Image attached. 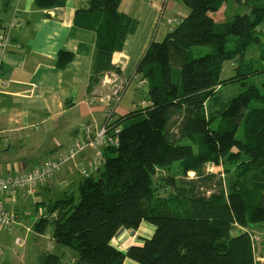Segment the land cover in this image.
<instances>
[{
	"label": "trees",
	"instance_id": "trees-1",
	"mask_svg": "<svg viewBox=\"0 0 264 264\" xmlns=\"http://www.w3.org/2000/svg\"><path fill=\"white\" fill-rule=\"evenodd\" d=\"M11 1L0 0L1 11L9 9ZM34 1L41 8L66 3ZM179 1L188 12L174 24L167 22L165 36L149 42L135 67V75L149 84L148 102L97 124L119 126L118 144L104 147L96 160L104 159L96 179L86 167L89 173L83 172L77 202L74 194L63 192L52 200L35 201L32 213L24 215L0 200L16 215L12 228L19 225L22 230V222L31 223L36 264H123L126 259L138 264H263L255 256L248 229L264 224V79L259 85L248 81L264 75V67L239 69L236 80L244 88L229 97L221 92V70L224 61L235 57L244 65L247 49L258 42L264 0ZM226 1L246 8L217 18L214 12ZM120 2L88 0L86 8L75 11L73 25L94 35L92 48H77L91 56L89 90L104 72H120L112 56L137 27V19L122 12ZM199 45L210 48L193 55L192 48ZM77 51L59 50L58 67ZM207 131L214 135L216 157L205 143ZM198 144L204 152L195 151ZM52 158L39 159L32 169ZM230 158H240L232 186L220 172L185 176L189 170L199 171L204 162L229 163ZM175 162L183 173L177 181L171 174H159L160 168ZM157 183L166 187L163 194ZM126 214L154 225L156 231L144 246L110 251L109 241ZM47 228L51 249L42 244Z\"/></svg>",
	"mask_w": 264,
	"mask_h": 264
},
{
	"label": "crops",
	"instance_id": "crops-1",
	"mask_svg": "<svg viewBox=\"0 0 264 264\" xmlns=\"http://www.w3.org/2000/svg\"><path fill=\"white\" fill-rule=\"evenodd\" d=\"M179 2L121 0L120 10L135 17L138 24L135 31L126 37L122 49L112 56V62L120 72H104L100 78V92L94 95L88 89L92 75L91 56L77 51L80 44L92 48L94 35L73 25L75 11L86 8L88 0H66L63 7L51 8L38 7L34 0L11 1L9 9L1 13V23L9 31V42L0 68V156L14 160L17 168L13 166L10 173L32 169L41 159L66 153L72 142L81 138L83 124H100L109 115V119L114 121L138 108V101L142 106L148 102L139 98L140 88L146 80L135 75V67L149 42L152 39L160 41L165 36L168 18L182 14ZM161 20L166 24H159ZM61 49L77 51L62 68L57 65ZM114 85L122 86L118 102L104 100L102 97ZM91 97H94L93 101ZM4 151L9 155H4ZM39 154L40 160L37 159ZM103 164L102 160L91 158L89 149L84 150L77 157L68 159L61 170L35 192L18 193L15 198L19 196L23 202L32 195L35 201L52 200L50 185L56 178L61 177L62 181L57 184L61 187L71 181L76 172L85 177L84 168H89L93 174L100 172ZM0 173L6 172L0 170ZM0 200L5 206L3 198ZM9 207L16 206L10 203ZM133 218L135 216H128L123 220ZM119 223L108 244L110 251H113L109 248L112 240H115V250L125 251L130 245L144 246L156 231V227L149 223L151 232L148 235L137 234L135 239L127 233L119 234ZM15 228L16 232L20 231L19 225ZM255 229L249 227L248 230ZM123 264L138 263L126 259Z\"/></svg>",
	"mask_w": 264,
	"mask_h": 264
},
{
	"label": "rangeland",
	"instance_id": "rangeland-1",
	"mask_svg": "<svg viewBox=\"0 0 264 264\" xmlns=\"http://www.w3.org/2000/svg\"><path fill=\"white\" fill-rule=\"evenodd\" d=\"M179 3L182 7V14H175L176 17L174 18L183 17L188 12L187 7L184 6L181 2ZM238 6L241 9L236 7L232 2L226 1L218 11L214 12V14L216 15L217 18H223L225 15L231 13L233 10L242 11L246 8V6L243 4L242 5L238 4ZM163 23L166 24V22H164L163 20L159 22V24H163ZM157 28L159 29V27ZM157 28H156V31H157ZM258 28H259L258 42L253 43L247 49L246 58L244 59V65H239L236 57L234 59L224 61L222 64L221 92L224 97H229L232 94H236L243 90L244 87L242 86V84L236 80V74H237V71H239V69L241 70L243 69V67H248L249 69L264 67V20L259 25ZM209 48H210L209 45L194 46L192 48V53L193 55L204 54L205 52H207ZM263 79H264V75L258 74V75L252 76L248 82L259 85ZM100 82L95 87L100 88ZM143 83H144L143 86L140 88L142 90V93H139V98L140 100L142 99L147 100L149 84L147 81H144ZM90 92L93 94L94 88H91ZM93 99L94 98L91 97L92 101ZM116 101L118 102V100ZM137 106L138 108L143 107L140 101H138ZM93 124L95 126L96 123L94 122ZM213 136L214 135L211 131H207L205 143L208 146L213 157H216L217 146H216ZM195 151L197 153L204 152L202 145L201 144L196 145ZM0 153H2L1 149H0ZM3 154L6 156L9 155L7 151H4ZM39 158H40V154L37 157V159ZM239 159L232 160L230 158L229 163L225 162L224 159H219L218 164H214L212 161H207V162L202 163L201 166H199L200 168L199 171L189 170L187 171L185 176L189 178H193V177H196L199 174V172H202V173L220 172L221 177L224 180V183H228L230 184V186H232L234 184L233 182L234 176H236L234 175L235 171L240 164ZM244 159H247V158L244 157ZM103 162H104V159H103ZM13 166L16 167V165L14 164V160L5 159L2 155L0 156V170H3V172H9V171L12 172ZM159 174H161V176L166 175V174H171L175 177L176 181L183 175L177 162H175L173 166L169 168H160ZM74 175L75 176L70 179L71 181H69L67 184L61 187L57 186V184L61 180V177L56 178V180L50 185L51 190H52L51 196L53 198L56 196L60 197L63 195L62 191H65L67 194L68 193L74 194L76 198V202H77L79 198L78 182L82 181L83 177L77 172ZM97 175H98V172L95 171L92 174V178L96 179L98 177ZM155 186L159 188L158 192L160 194L164 193L163 190H165L166 187L161 186L159 183H157V185ZM3 194L4 193L0 194V197L3 198V201L5 202V207L11 208L9 206H10V203H12V204H15L16 208H18L21 213H24V215H30L32 213L34 202L36 200L34 196L31 195L27 197L23 202H21V198H19V196H17L18 198L17 197L15 198V196H11L9 198L7 194H4V195ZM128 216L134 217L135 215L126 214V215H123V217H121V220L119 219L120 220V223L118 222L119 223V229H118L119 234L127 233L129 236L137 239V234L148 235L151 232L150 227L152 226L149 223L144 222V220L140 219L139 217L136 218L137 216L133 218L134 220H123L127 218ZM24 224H25L24 226H27L25 228L23 226L24 230L23 229L21 230L20 226L18 228L21 232L20 231L16 232V228H12L11 231H7L6 229L0 228V263L4 262V264H36V260H35L36 243H34L32 240L31 230L30 229L26 230V228H29V225L31 223L28 222V220H25ZM258 226H261V227L251 232L254 236L253 239H254V247H255V256L258 261L263 262L264 264V233H262L264 232V224H252L251 227H258ZM50 230H51L50 228H47V231L45 232L42 238V244L47 249L52 248L51 239H50ZM17 237H22L23 239H25L24 245L22 247L15 243V239ZM114 243H115V240H112L111 244L109 245L110 249L115 250ZM69 254L71 255V253ZM261 257H263V260L260 259Z\"/></svg>",
	"mask_w": 264,
	"mask_h": 264
},
{
	"label": "built area",
	"instance_id": "built-area-1",
	"mask_svg": "<svg viewBox=\"0 0 264 264\" xmlns=\"http://www.w3.org/2000/svg\"><path fill=\"white\" fill-rule=\"evenodd\" d=\"M1 7H0V68L3 63L4 53L9 42V31L3 27L1 23ZM168 23H175L177 19L167 20ZM122 86L114 85V88L108 94L103 96L104 100H119ZM100 92L99 87H94V95ZM109 96V98H108ZM94 98V97H93ZM110 116V115H109ZM108 116V117H109ZM109 120V119H107ZM108 122V121H107ZM101 125L93 124V122L83 124L81 128V138L72 142L71 147L66 153H61L45 162L44 165L35 167L32 170H23L17 173L0 174V193L15 196L25 191L34 192L39 186L51 179L53 175L61 170L62 165L70 158L78 156L84 150L89 149L91 158L96 161L101 158L103 149L107 145L116 146L118 144V134L120 127H107L108 123ZM113 125V124H112ZM84 168L82 172H86ZM89 173V171H87ZM41 212L39 209L38 214ZM16 222V215L6 210L0 203V227L12 228ZM24 226V225H23ZM22 226V227H23ZM27 226H24V228ZM31 230V227L26 230ZM25 239L17 237L15 243L19 246L24 245Z\"/></svg>",
	"mask_w": 264,
	"mask_h": 264
},
{
	"label": "bare ground",
	"instance_id": "bare-ground-1",
	"mask_svg": "<svg viewBox=\"0 0 264 264\" xmlns=\"http://www.w3.org/2000/svg\"><path fill=\"white\" fill-rule=\"evenodd\" d=\"M114 88V86H112V88L111 89H113Z\"/></svg>",
	"mask_w": 264,
	"mask_h": 264
}]
</instances>
